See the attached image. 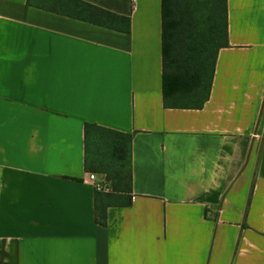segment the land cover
<instances>
[{
    "label": "crops",
    "instance_id": "1",
    "mask_svg": "<svg viewBox=\"0 0 264 264\" xmlns=\"http://www.w3.org/2000/svg\"><path fill=\"white\" fill-rule=\"evenodd\" d=\"M81 1L129 26L0 0V264H264V0H226L199 109L164 104L162 0ZM87 124L132 136L105 224Z\"/></svg>",
    "mask_w": 264,
    "mask_h": 264
},
{
    "label": "trees",
    "instance_id": "2",
    "mask_svg": "<svg viewBox=\"0 0 264 264\" xmlns=\"http://www.w3.org/2000/svg\"><path fill=\"white\" fill-rule=\"evenodd\" d=\"M27 4L104 27L130 23L127 17L81 0H27ZM162 5L164 104L199 109L209 97L217 54L228 46L226 0H162ZM131 141L129 134L85 126L86 169L105 175L112 188L96 192L99 224H105L109 207L131 205Z\"/></svg>",
    "mask_w": 264,
    "mask_h": 264
},
{
    "label": "built area",
    "instance_id": "3",
    "mask_svg": "<svg viewBox=\"0 0 264 264\" xmlns=\"http://www.w3.org/2000/svg\"><path fill=\"white\" fill-rule=\"evenodd\" d=\"M89 180L93 182L96 191L101 192L108 190L105 185V182L97 180L96 175L94 173L89 174Z\"/></svg>",
    "mask_w": 264,
    "mask_h": 264
},
{
    "label": "rangeland",
    "instance_id": "4",
    "mask_svg": "<svg viewBox=\"0 0 264 264\" xmlns=\"http://www.w3.org/2000/svg\"><path fill=\"white\" fill-rule=\"evenodd\" d=\"M105 177H106V176H105ZM106 179H107V178H106ZM107 184H108V183H107ZM107 187H108V188H110V186H109V185H107Z\"/></svg>",
    "mask_w": 264,
    "mask_h": 264
}]
</instances>
